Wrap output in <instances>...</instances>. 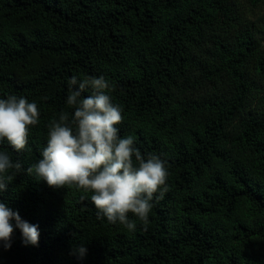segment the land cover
<instances>
[{
    "label": "trees",
    "instance_id": "obj_1",
    "mask_svg": "<svg viewBox=\"0 0 264 264\" xmlns=\"http://www.w3.org/2000/svg\"><path fill=\"white\" fill-rule=\"evenodd\" d=\"M247 2L0 0V98L41 113L25 150L0 146L22 165L0 200L39 245L17 231L0 264H264V0ZM74 75H104L120 135L167 161L168 190L147 222L129 213L134 231L98 216L91 191L26 173L47 125L74 112Z\"/></svg>",
    "mask_w": 264,
    "mask_h": 264
},
{
    "label": "clouds",
    "instance_id": "obj_2",
    "mask_svg": "<svg viewBox=\"0 0 264 264\" xmlns=\"http://www.w3.org/2000/svg\"><path fill=\"white\" fill-rule=\"evenodd\" d=\"M111 90L104 75L72 76L65 102L74 112H61L47 125L40 158L26 173L50 187L74 185L91 191L98 216L134 231L137 224L129 213L147 222L154 198L163 199L168 190L169 172L160 155L142 154L133 135H120L123 109L113 102ZM40 115L37 103L27 97L9 94L0 98V146L6 143L17 153L25 150ZM21 169V163L0 147V195ZM17 231L24 246L39 245V225L0 200V247L10 249ZM77 251L84 257L88 250L81 245Z\"/></svg>",
    "mask_w": 264,
    "mask_h": 264
},
{
    "label": "rangeland",
    "instance_id": "obj_3",
    "mask_svg": "<svg viewBox=\"0 0 264 264\" xmlns=\"http://www.w3.org/2000/svg\"><path fill=\"white\" fill-rule=\"evenodd\" d=\"M242 4H243L244 6H247V7H245V8H246L247 12L250 14V13H251V7H250L251 5H249V3L247 2V0H242ZM259 12H260V11H256V10H255V12H254V18H256V17L258 16Z\"/></svg>",
    "mask_w": 264,
    "mask_h": 264
}]
</instances>
